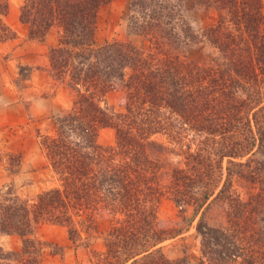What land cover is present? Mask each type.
Instances as JSON below:
<instances>
[{
    "label": "trees",
    "instance_id": "1",
    "mask_svg": "<svg viewBox=\"0 0 264 264\" xmlns=\"http://www.w3.org/2000/svg\"><path fill=\"white\" fill-rule=\"evenodd\" d=\"M109 2L23 0L20 19L31 39L63 29L50 68L77 98L57 118L55 135L40 136L57 185L32 200L12 186L0 197V236L22 238L20 252L0 247V264H42L43 245L32 236L43 224L85 244L100 221L111 226L90 264H189L158 248L186 230L163 225L159 208L167 199L181 213L193 208L189 225L200 215V264H264L263 0H207L218 20L202 38L217 53L205 66L184 61L186 37L164 0L132 4L136 32L150 33L151 56L125 44L96 46L97 13ZM8 9L0 0V41L14 38L4 23ZM127 68L134 75L116 113L102 101L115 82H126ZM105 128L116 132L113 146L98 144ZM255 154L262 159L244 162ZM170 155L181 160L172 165ZM234 179L246 186V200ZM212 211L219 215L210 222Z\"/></svg>",
    "mask_w": 264,
    "mask_h": 264
},
{
    "label": "rangeland",
    "instance_id": "2",
    "mask_svg": "<svg viewBox=\"0 0 264 264\" xmlns=\"http://www.w3.org/2000/svg\"><path fill=\"white\" fill-rule=\"evenodd\" d=\"M20 1L17 21L10 24L8 0L9 9L4 23L14 33V38L0 41V197L6 196L7 188L12 186L22 198L32 200L42 191L57 185L55 175L40 148V136L55 135L57 118L71 109L77 94L66 85L67 80L62 82L53 77L50 68V50L57 46L63 29L57 25L43 41L31 39L29 27L20 19L23 0ZM164 1L167 7L176 12L177 33L186 37L187 46L182 45L184 61L200 66L208 65L217 52L203 41L202 34L217 23V10L210 7L207 0ZM133 3L134 0H111L101 6L96 20V46L125 44L134 48L143 58L151 56L150 33L146 32L144 34L148 36L144 35L142 29L136 32L138 13L133 8ZM180 27L183 31L179 30ZM133 75L131 68L125 70L126 82H115L116 89L103 99V107L116 113L124 111L123 103L128 90L125 84ZM262 90L264 93V84ZM115 136L113 128L102 129L98 135V144L103 147L113 146ZM156 139L162 143L166 141L162 136H157ZM192 139L193 134L187 140ZM193 143L196 144L194 141ZM169 157L172 165L181 160L173 155ZM248 158L262 159L259 154H255L247 156L244 162ZM19 160L22 164L20 171H17ZM238 180L234 179V187L246 200L248 190ZM181 212L182 209L170 199L160 205L159 218L163 225L173 228L184 226L186 230L158 248L170 260L186 259L189 264H200L201 242L196 235L200 215L189 225L187 220L192 218L193 208ZM211 214L208 217L210 222L219 215L217 211H212ZM110 226L108 221L98 222V232L90 234L91 237L85 244L74 243L66 228L51 224L39 226L32 239L43 245L42 264H90L92 252L104 249L103 239ZM16 237L19 249L11 250L10 244L2 249L7 252H20L22 238Z\"/></svg>",
    "mask_w": 264,
    "mask_h": 264
},
{
    "label": "crops",
    "instance_id": "3",
    "mask_svg": "<svg viewBox=\"0 0 264 264\" xmlns=\"http://www.w3.org/2000/svg\"><path fill=\"white\" fill-rule=\"evenodd\" d=\"M21 6L20 0H10V15L8 16V22L11 24L16 23V19L18 17L19 8ZM16 236H6V237H0V247L3 249L8 246V244L11 245V250H17L19 249V241L16 239Z\"/></svg>",
    "mask_w": 264,
    "mask_h": 264
}]
</instances>
